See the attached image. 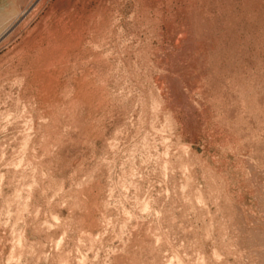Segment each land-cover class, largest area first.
<instances>
[{
  "label": "rangeland",
  "instance_id": "obj_1",
  "mask_svg": "<svg viewBox=\"0 0 264 264\" xmlns=\"http://www.w3.org/2000/svg\"><path fill=\"white\" fill-rule=\"evenodd\" d=\"M0 264H264V0H0Z\"/></svg>",
  "mask_w": 264,
  "mask_h": 264
}]
</instances>
